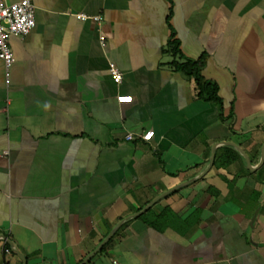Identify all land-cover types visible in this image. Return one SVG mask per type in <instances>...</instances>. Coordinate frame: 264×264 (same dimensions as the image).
Returning a JSON list of instances; mask_svg holds the SVG:
<instances>
[{
    "label": "crops",
    "instance_id": "crops-1",
    "mask_svg": "<svg viewBox=\"0 0 264 264\" xmlns=\"http://www.w3.org/2000/svg\"><path fill=\"white\" fill-rule=\"evenodd\" d=\"M33 5L0 61V264H80L119 223L85 264H264V0Z\"/></svg>",
    "mask_w": 264,
    "mask_h": 264
},
{
    "label": "built area",
    "instance_id": "built-area-1",
    "mask_svg": "<svg viewBox=\"0 0 264 264\" xmlns=\"http://www.w3.org/2000/svg\"><path fill=\"white\" fill-rule=\"evenodd\" d=\"M34 5L33 0H18L17 2L9 3L7 0H0V61L6 69V77H8V70L14 63L13 54L9 48L10 37H25L35 27L34 19ZM77 20L86 21L90 17L78 14L75 16ZM92 19L99 23V17H92ZM99 41L101 45L104 43V37L100 36ZM108 72L115 84H119L122 79L121 72L114 64H109ZM116 101L119 104H129L132 102L131 96H117ZM153 132L145 133L141 139L149 142L151 141ZM132 137H128L131 140ZM110 264H124L117 259H111Z\"/></svg>",
    "mask_w": 264,
    "mask_h": 264
},
{
    "label": "trees",
    "instance_id": "trees-1",
    "mask_svg": "<svg viewBox=\"0 0 264 264\" xmlns=\"http://www.w3.org/2000/svg\"><path fill=\"white\" fill-rule=\"evenodd\" d=\"M168 49L171 55L174 57L180 56V50L178 42L174 39V35L171 34V39L168 43ZM201 61H190L186 60L184 63H177L174 62L175 68L184 73L185 75L189 77H193L195 84L198 89V95L199 97L203 98L206 101H213L218 105L219 111H222V103L220 98L217 95L218 88L217 86L209 81H206L201 76ZM232 160V159H231ZM230 161H227L229 163ZM104 249V247L101 249V251Z\"/></svg>",
    "mask_w": 264,
    "mask_h": 264
},
{
    "label": "water",
    "instance_id": "water-1",
    "mask_svg": "<svg viewBox=\"0 0 264 264\" xmlns=\"http://www.w3.org/2000/svg\"><path fill=\"white\" fill-rule=\"evenodd\" d=\"M264 154V148L262 150V155ZM213 158V157H212ZM150 205H148L147 207H145L142 212H144L145 210H147V208H149ZM138 214H141L138 213ZM137 214V215H138ZM135 216V215H134ZM120 226V223L114 228V230H112L107 237L100 243V245L91 253L89 254L80 264H85L95 253H97L108 241L109 239L112 237V235L114 234L115 230ZM19 257H21V255L18 253ZM24 263V260H23Z\"/></svg>",
    "mask_w": 264,
    "mask_h": 264
}]
</instances>
